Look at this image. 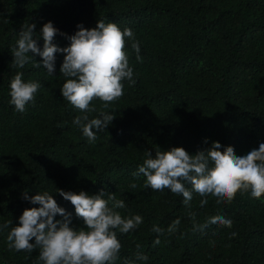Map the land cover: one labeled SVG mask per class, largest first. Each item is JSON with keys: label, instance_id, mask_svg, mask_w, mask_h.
<instances>
[{"label": "trees", "instance_id": "trees-1", "mask_svg": "<svg viewBox=\"0 0 264 264\" xmlns=\"http://www.w3.org/2000/svg\"><path fill=\"white\" fill-rule=\"evenodd\" d=\"M99 20L132 30L124 51L135 83L122 81L123 96L107 108L99 98L91 102L89 120L102 119V112L115 119L90 143L74 124L84 113L61 94L65 54L56 53L49 75L36 66L39 56L15 67L11 50L23 25L36 24L39 38L52 22L53 43L64 48L78 24L92 29ZM43 43L41 36V49ZM18 73L40 84L23 113L10 103ZM213 142L221 151L232 146L238 156L264 143V0H0V264H44L39 248H9L23 211L39 207L25 193L53 195L72 214V226H84L58 189L114 193L125 202L116 209L123 218H142L128 233L115 230L121 249L113 264H264V195L239 191L226 202L192 192L185 205L182 195L145 188L146 177L135 175L149 151L155 157L182 147L195 155ZM214 216L231 227L210 223ZM141 254L148 259H137Z\"/></svg>", "mask_w": 264, "mask_h": 264}, {"label": "clouds", "instance_id": "clouds-1", "mask_svg": "<svg viewBox=\"0 0 264 264\" xmlns=\"http://www.w3.org/2000/svg\"><path fill=\"white\" fill-rule=\"evenodd\" d=\"M77 28L74 35L67 37L70 45L60 48L53 43L58 29L52 22L43 25L39 38H34L36 24L23 25L17 47L11 50L12 63L15 67L23 68L30 59L39 56L42 64L37 62L36 66L54 75L56 53L65 54L60 72L66 82L60 89L61 94L84 113L76 117L74 124L80 126L83 135L93 143L97 138L96 133L107 129L115 115L102 112V119L89 120L87 113L95 111V108H90L91 102L99 98L107 108L109 103L123 96L122 81L135 83L124 51L125 38H133V32L127 28L122 31L117 24H105L102 20L92 29L85 28L83 24H78ZM41 36L44 41L42 49L38 44ZM132 48L139 53L138 43H133ZM137 59H140L139 55ZM39 87V83H26L22 74H16L10 83V103L15 110L23 113L26 104L34 101ZM221 148L219 142H213L210 148L195 155L182 147L157 151L155 157L149 151L148 158L135 175L146 177L145 188L157 191L168 189L171 193L182 195L185 205H190L192 192L201 197H219L226 202L233 201L239 191L251 190L254 198L264 195V143L259 145L258 150L253 149L245 156H238L232 146H227L223 151ZM186 185H191V191ZM130 187L134 189L137 185L133 183ZM58 193L71 202L76 217L82 219L84 226L73 227L72 214L61 207L53 195L44 192L28 197L25 193L23 198L39 207L23 211L19 225L13 227L8 235L9 248L29 253L39 248V258L44 264H113L121 249L115 230L128 233L142 223V218L139 215L123 218L116 209L125 208V202L117 200L114 193L101 191L97 195H90L85 191L77 194L61 189H58ZM201 203L203 206L207 200ZM58 215L62 219H56ZM179 223V220L175 221L168 231L171 233ZM210 223L231 227L232 222L214 216L210 218ZM153 231L162 233L159 227H154ZM33 239L35 243L30 242ZM154 243L158 245L159 238ZM137 259L147 260L148 257L141 254Z\"/></svg>", "mask_w": 264, "mask_h": 264}]
</instances>
